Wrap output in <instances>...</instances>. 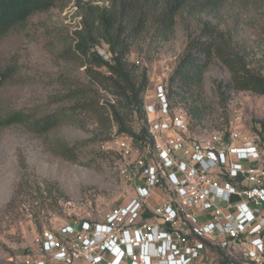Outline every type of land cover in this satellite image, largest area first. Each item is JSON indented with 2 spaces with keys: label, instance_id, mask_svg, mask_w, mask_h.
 <instances>
[{
  "label": "rangeland",
  "instance_id": "1",
  "mask_svg": "<svg viewBox=\"0 0 264 264\" xmlns=\"http://www.w3.org/2000/svg\"><path fill=\"white\" fill-rule=\"evenodd\" d=\"M81 1L109 4V0H61L0 42V69L16 73L12 82L0 84V102L6 108L40 115L71 106L74 100L62 97L76 87L97 89L84 66L61 54L81 28L77 6ZM189 13H180L169 38L162 39L149 28L132 45L128 59L139 71L147 69L149 75L147 103L155 101L157 84L167 86L189 38L201 32L202 20ZM226 13L228 21L234 22L239 14L245 21L235 30L234 51L244 57L251 71L264 76V8L259 7L257 13L250 9ZM230 81V70L215 59L205 72L202 87L194 92L204 110L202 117L190 118L188 107L194 97L186 94L184 100L175 102V110L188 119L186 136L200 140L232 134L236 144L254 142L264 150V93L232 88L220 94L218 85ZM99 91L102 100L113 98ZM140 123L134 117L133 128L138 130ZM121 136L115 125H98L87 112H77L49 135L36 134L22 125L1 131L0 264H35L42 257L47 230L58 233L61 225L77 219H105L114 208L127 203L134 191L119 173L117 140ZM60 140L74 149L71 157L61 147L59 152ZM161 190L167 196L171 193ZM225 252L247 262L233 249ZM221 260L222 254L209 248L194 264Z\"/></svg>",
  "mask_w": 264,
  "mask_h": 264
},
{
  "label": "built area",
  "instance_id": "2",
  "mask_svg": "<svg viewBox=\"0 0 264 264\" xmlns=\"http://www.w3.org/2000/svg\"><path fill=\"white\" fill-rule=\"evenodd\" d=\"M145 108L150 137L117 140L132 197L105 219L47 230L35 264H194L211 245L264 264L263 148L232 134L187 138V116L163 83Z\"/></svg>",
  "mask_w": 264,
  "mask_h": 264
},
{
  "label": "trees",
  "instance_id": "3",
  "mask_svg": "<svg viewBox=\"0 0 264 264\" xmlns=\"http://www.w3.org/2000/svg\"><path fill=\"white\" fill-rule=\"evenodd\" d=\"M61 0H0V42L9 35L19 32L28 20L39 12L57 6ZM81 15V28L75 31L73 43L61 54L70 62L85 67L86 76L97 87L91 91L76 87L67 92L66 100H74L71 106L40 115L6 108L0 102V133L9 126L22 125L39 135H49L71 120L77 112H87L98 123L115 125L124 136L146 140L150 137L146 115V91L149 88L147 69L128 59L133 43L149 28L162 39L169 38L177 18L184 10L202 20L201 32L190 37L184 53L170 76L166 93L172 107L186 94L194 97L201 88L204 75L213 60L218 59L231 72V81L218 85L220 94L239 88L264 93V76L251 71L244 57L234 51V35L238 26L245 21L239 15L234 22L226 12L237 13L247 9L257 13L264 8V0H109L108 5L91 1L77 4ZM230 14V13H228ZM105 47V50L102 48ZM103 51V53H102ZM14 69H0V84L5 85L15 78ZM113 95L102 100L100 91ZM79 103H76V101ZM198 99L188 107L191 120L202 117L203 109ZM134 117L140 127L132 125ZM57 146L65 156L74 151L69 144L60 140ZM223 260L218 264H255L240 262L218 246L211 245Z\"/></svg>",
  "mask_w": 264,
  "mask_h": 264
}]
</instances>
